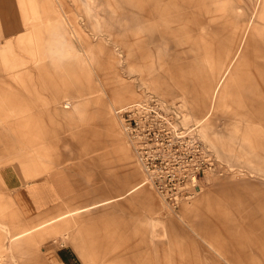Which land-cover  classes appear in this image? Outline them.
Returning a JSON list of instances; mask_svg holds the SVG:
<instances>
[{"label": "rangeland", "instance_id": "rangeland-1", "mask_svg": "<svg viewBox=\"0 0 264 264\" xmlns=\"http://www.w3.org/2000/svg\"><path fill=\"white\" fill-rule=\"evenodd\" d=\"M261 1L0 0V264H264ZM147 95L218 161L176 209L123 130ZM59 175L27 217L14 193Z\"/></svg>", "mask_w": 264, "mask_h": 264}, {"label": "built area", "instance_id": "built-area-1", "mask_svg": "<svg viewBox=\"0 0 264 264\" xmlns=\"http://www.w3.org/2000/svg\"><path fill=\"white\" fill-rule=\"evenodd\" d=\"M120 115L147 181L172 209L191 199L200 176L217 167L212 150L180 122L174 106L147 95Z\"/></svg>", "mask_w": 264, "mask_h": 264}, {"label": "crops", "instance_id": "crops-1", "mask_svg": "<svg viewBox=\"0 0 264 264\" xmlns=\"http://www.w3.org/2000/svg\"><path fill=\"white\" fill-rule=\"evenodd\" d=\"M262 9L264 7V0L261 1ZM258 16L264 19L263 16H261V13H258ZM168 90L163 91V93H167ZM191 110H193L195 113H201L203 108L200 103L197 101H193V104L191 106ZM62 176H53L52 180L49 179L45 182H35L33 185L29 187H21L17 190L16 193H14V199L15 203L18 204L20 210L27 216V217H33L34 215L49 209L53 204L57 203L59 199H66V197H69L72 192V188L70 185L67 184V180L62 185L61 181ZM57 184L58 186H54L53 183ZM142 185L146 186V181L143 178V181L138 183L136 186L132 187L127 194H130L132 192L137 191L141 187L134 189L135 187ZM120 197H114L112 199H107L106 201L102 203H110L114 201V199H119ZM259 228H260V236L264 238V218L259 220ZM259 242V241H258ZM261 250H264V247L259 244V252L261 253ZM214 264H232L228 263L225 259L222 257H219L218 259L213 258Z\"/></svg>", "mask_w": 264, "mask_h": 264}]
</instances>
